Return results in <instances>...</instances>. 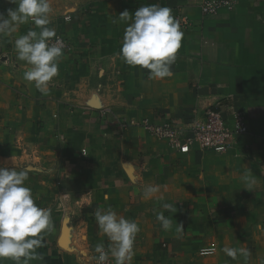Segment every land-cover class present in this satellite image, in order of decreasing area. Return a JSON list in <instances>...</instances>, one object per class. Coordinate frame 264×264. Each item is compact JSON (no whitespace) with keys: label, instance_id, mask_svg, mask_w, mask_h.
<instances>
[{"label":"crops","instance_id":"1","mask_svg":"<svg viewBox=\"0 0 264 264\" xmlns=\"http://www.w3.org/2000/svg\"><path fill=\"white\" fill-rule=\"evenodd\" d=\"M200 1L50 0L48 27L73 48L46 93L23 79L29 66L14 48L18 36L40 29L29 21L0 35V167L27 169L35 203L52 210L42 259L31 264H95L96 244L110 241L94 212L109 206L139 224L131 264H264V0L206 15ZM151 4L169 7L183 32L164 79L119 55L131 23L120 12ZM16 6L0 0V13ZM205 109L225 118L243 109L247 133L224 152L180 153L142 126L184 124ZM245 173L255 181L250 190ZM148 186L158 191L146 195ZM225 247L250 255L232 259Z\"/></svg>","mask_w":264,"mask_h":264},{"label":"clouds","instance_id":"2","mask_svg":"<svg viewBox=\"0 0 264 264\" xmlns=\"http://www.w3.org/2000/svg\"><path fill=\"white\" fill-rule=\"evenodd\" d=\"M11 3L17 6L7 10L6 18L0 13V35H11L19 25L29 21L40 29L39 32L30 29L27 34L18 36L14 48L16 59L29 66L23 79L46 93L49 82L59 74V60L64 55L61 40L50 42L56 36L55 29L48 27L52 12L50 0H11ZM119 21H131L124 30L119 52L123 61L131 67L140 66L149 70L150 79L171 77V66L183 39V32L172 10L157 4L143 5L135 10L134 15H130L128 10L120 12ZM28 179L27 169L18 171L16 168L0 167V264L5 259L14 261V264H31L33 260L42 259L37 249L43 247L45 233L53 228L52 210L35 203L31 188L25 183ZM243 179L250 190L255 181L249 173H245ZM157 191V187L148 186L145 194ZM162 207L169 212L173 210V205L169 203H163ZM94 217L99 229L110 241L107 249L103 243L96 244L94 251L98 254V264H105L109 256L115 264H131L139 224L118 215L111 206L107 209L98 207ZM156 218L164 230L172 228V220L163 212H158ZM223 251L232 259L238 256L247 259L250 255L244 248L225 247ZM214 252V248L201 249L202 255Z\"/></svg>","mask_w":264,"mask_h":264},{"label":"built area","instance_id":"3","mask_svg":"<svg viewBox=\"0 0 264 264\" xmlns=\"http://www.w3.org/2000/svg\"><path fill=\"white\" fill-rule=\"evenodd\" d=\"M234 4L235 0H201L199 5L201 12L206 15L215 14L220 8L232 9ZM57 39L63 42V51H71L73 45L69 38L55 36L50 42ZM142 126L156 138L166 140L174 151L180 153H187L194 146L214 152L227 151L233 139L247 133L249 127L243 109L232 110L229 118H225L221 112L205 109L200 116L195 114L184 124L177 121L151 124L145 120ZM95 264H98L96 258ZM105 264H111L110 259Z\"/></svg>","mask_w":264,"mask_h":264}]
</instances>
